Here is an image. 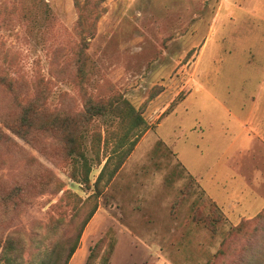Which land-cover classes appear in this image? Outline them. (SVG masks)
I'll return each mask as SVG.
<instances>
[{
	"label": "rangeland",
	"instance_id": "rangeland-1",
	"mask_svg": "<svg viewBox=\"0 0 264 264\" xmlns=\"http://www.w3.org/2000/svg\"><path fill=\"white\" fill-rule=\"evenodd\" d=\"M0 77V117L34 100L77 113L86 97L121 96L147 124L107 181L129 122L92 118L81 146L89 187L70 177L57 137L27 142L3 127L11 141L0 146V194L14 185L26 194L15 206L0 199V242L50 223L73 235L91 201L64 192L84 201L105 164L68 264H84L108 232L109 264H264V0H0ZM49 175L62 190L35 194ZM209 201L226 220L214 234L195 220ZM240 222L243 233L225 237Z\"/></svg>",
	"mask_w": 264,
	"mask_h": 264
},
{
	"label": "trees",
	"instance_id": "trees-1",
	"mask_svg": "<svg viewBox=\"0 0 264 264\" xmlns=\"http://www.w3.org/2000/svg\"><path fill=\"white\" fill-rule=\"evenodd\" d=\"M0 78L4 80L2 77ZM7 84L10 83L8 82ZM108 112L119 116L121 124L125 122V119L129 122L121 137L113 141L114 144L111 147V152L116 153L117 160H115L112 169L109 171L108 181L133 148L138 136L144 132L147 127L142 115L121 96L106 101H93L89 97H86L83 103V109L77 113L48 111L47 108L40 106L38 101H30L23 106L21 105L17 114L0 117V146L4 143L10 144L11 141L10 136L4 131L3 127L27 142L32 141V137L39 133H49L61 141L63 154L65 157L72 160L74 164L70 172V177L74 181L89 187L91 162L81 148L82 132L86 130L93 117L105 115ZM134 128H138L137 132L134 134L133 139L128 141L127 147L122 149L126 141V136ZM100 138L101 136L97 135L96 139L100 141ZM104 138V144L107 145L106 143L109 139L107 137ZM119 149H122L120 153H118ZM99 150L100 149L97 150L98 152L95 156L98 164L101 162L99 159ZM104 166L93 183L94 192L88 195L84 201H81L75 193L70 191L64 192V194L69 197L77 198V202H81L82 204L85 201H91L90 209L87 210L73 235L67 237L59 235L56 223L46 224L41 234L35 232L27 238L18 231H12L0 242V264H68L73 253L80 244L81 234L85 225L92 218L98 207L97 199L100 194L99 182L103 175V169L106 168L107 165L104 164ZM35 179H38V176L35 177ZM52 184H54V180L52 176L49 175V178L44 181L39 179V185L35 189H32V191H34L35 194H42L47 192V190H52L53 193L62 190L61 184L53 187V189ZM25 194V186L14 185L12 188L8 189L6 193L0 194V199L4 205L10 202L12 206H15L18 203L17 200L24 197ZM199 218L195 220H202L212 234L217 233L222 223L224 224L226 222L221 211L212 201L208 202L207 214ZM256 219L264 220V208L256 213ZM242 228L243 223L241 222L237 225L229 226L226 230L225 237L240 235L243 233ZM115 242L116 239L111 232L105 233L92 247H89V252L84 264H109ZM100 253L101 255L98 258ZM259 260H263L264 262V251H260ZM255 264H258L257 260Z\"/></svg>",
	"mask_w": 264,
	"mask_h": 264
},
{
	"label": "crops",
	"instance_id": "crops-1",
	"mask_svg": "<svg viewBox=\"0 0 264 264\" xmlns=\"http://www.w3.org/2000/svg\"><path fill=\"white\" fill-rule=\"evenodd\" d=\"M123 232H126V231H122V232H120V233H123ZM117 236H118V235H117ZM77 249H78V248H77ZM77 249H76V250H77Z\"/></svg>",
	"mask_w": 264,
	"mask_h": 264
}]
</instances>
